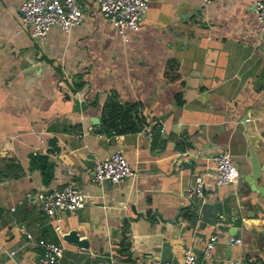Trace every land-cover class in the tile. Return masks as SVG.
Here are the masks:
<instances>
[{
    "label": "crops",
    "instance_id": "obj_1",
    "mask_svg": "<svg viewBox=\"0 0 264 264\" xmlns=\"http://www.w3.org/2000/svg\"><path fill=\"white\" fill-rule=\"evenodd\" d=\"M79 1L78 23L67 31L53 23L38 40L21 26V0H0V264H31L38 237L62 244L56 264L177 261L186 248L200 257L211 232L217 241L203 264H264V194L241 176L250 166L246 135L258 134L264 161V38L254 0H148L126 37L95 0ZM110 95L136 103L139 129L92 131ZM114 149L133 174L90 180L89 168ZM222 149L237 177L204 175L197 195L195 175ZM68 180L86 193L83 206L49 216L37 192ZM71 228L87 247L63 237Z\"/></svg>",
    "mask_w": 264,
    "mask_h": 264
},
{
    "label": "built area",
    "instance_id": "obj_2",
    "mask_svg": "<svg viewBox=\"0 0 264 264\" xmlns=\"http://www.w3.org/2000/svg\"><path fill=\"white\" fill-rule=\"evenodd\" d=\"M95 1L100 13L110 19L123 37H126L127 29L138 28L148 3V0ZM209 1L202 0L203 3ZM19 8L21 26L29 27L31 34L38 40L44 37L51 24L57 23L63 30L67 31L84 16L79 0H21ZM253 9L260 27L263 28L264 0H254ZM212 159L214 167L204 170L203 173H197L194 177V191L197 195H201L203 192L204 175H211L217 183L231 181L238 175L237 167L227 150L222 149L213 153ZM132 174L131 165L119 149H114L105 157L96 160L88 171V177L92 181L116 182ZM36 196L45 213L53 216L83 206L87 195L72 180H68L61 186L39 191ZM25 232L27 237H32L29 231L25 230ZM228 240L240 243L241 237L230 235ZM216 241L217 233L211 232L201 249V258L210 255ZM36 243L41 250L31 264H56L58 262L63 250L59 241L47 237H38ZM200 257L190 248H186L177 261L155 258L146 264H203ZM232 262L244 264L238 257L233 258Z\"/></svg>",
    "mask_w": 264,
    "mask_h": 264
},
{
    "label": "water",
    "instance_id": "obj_3",
    "mask_svg": "<svg viewBox=\"0 0 264 264\" xmlns=\"http://www.w3.org/2000/svg\"><path fill=\"white\" fill-rule=\"evenodd\" d=\"M261 35L264 38V27L261 29ZM245 118V115H242V119ZM91 122L93 124L92 131L99 133L101 130L100 118L98 116L91 117ZM182 134V131L180 132ZM247 142L245 144L246 151L248 152L247 159L250 163L248 171H242V179L248 184L249 189L258 191L260 195L264 194V180L258 184V180L264 174V161H260L258 146L260 145L261 139L258 137V134L250 133L246 135ZM264 144V141H263ZM234 227V225H232ZM63 237L66 240L73 242L79 247H87V238L84 236H79L76 229L71 228L67 230Z\"/></svg>",
    "mask_w": 264,
    "mask_h": 264
},
{
    "label": "trees",
    "instance_id": "obj_4",
    "mask_svg": "<svg viewBox=\"0 0 264 264\" xmlns=\"http://www.w3.org/2000/svg\"><path fill=\"white\" fill-rule=\"evenodd\" d=\"M79 84V82L75 81V86H79ZM135 107V102H121L113 95L108 96L101 111L102 131L108 134L110 131L125 132L139 129L142 120L135 115ZM51 166L48 161L42 163L45 177L49 175Z\"/></svg>",
    "mask_w": 264,
    "mask_h": 264
}]
</instances>
